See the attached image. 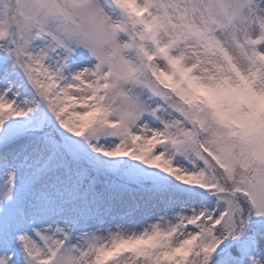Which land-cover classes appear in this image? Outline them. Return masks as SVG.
<instances>
[{
  "label": "snow or ice",
  "instance_id": "obj_1",
  "mask_svg": "<svg viewBox=\"0 0 264 264\" xmlns=\"http://www.w3.org/2000/svg\"><path fill=\"white\" fill-rule=\"evenodd\" d=\"M0 264H264V0H0Z\"/></svg>",
  "mask_w": 264,
  "mask_h": 264
}]
</instances>
